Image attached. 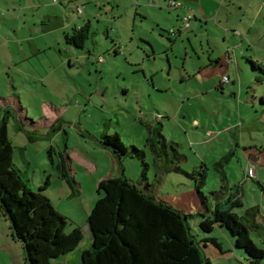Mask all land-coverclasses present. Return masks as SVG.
I'll return each mask as SVG.
<instances>
[{
  "label": "rangeland",
  "instance_id": "374dc122",
  "mask_svg": "<svg viewBox=\"0 0 264 264\" xmlns=\"http://www.w3.org/2000/svg\"><path fill=\"white\" fill-rule=\"evenodd\" d=\"M38 3V0H0V96L18 95L28 117L37 121L34 126L40 131L59 118L56 124L60 128L51 143L61 150L66 144L71 158L70 173L79 183L80 193L70 196V188L59 179L55 167L59 157L54 153V164L50 163L48 140L40 136L29 142L23 132L13 129L10 119L8 132L15 146L13 159L28 186L38 191L39 185L48 178L44 195L55 210L74 223L85 225L98 196L99 179L122 174L133 180L140 178L141 163L137 159L124 156L119 164L96 138L104 131L113 134L117 130L125 144L143 147L148 130L139 125L137 119L144 118L166 138L167 145L163 146L158 136L155 144L162 151L167 168L179 165L188 173L205 171L203 190L210 208L237 185L242 206L234 210L242 214L250 206L258 208L256 218L262 228L251 229L250 236L264 248V190L261 188L264 186V148L258 151L254 147L264 145V102L260 101V96H264V81H256L248 61L251 55L264 62V4L261 0L246 2V5L255 3L259 15L256 29L252 31L254 35H250L255 42H245L247 50L239 56L240 67L246 68L240 78L225 67L216 72L205 69L194 73L199 65L208 61L211 52L206 34L194 36L192 33L193 47L187 31L180 35L169 33L173 41L168 33L160 36L155 31L158 38H155L154 49L137 38L115 52L112 40L104 32L106 26L97 25L93 19L92 30L99 26L100 35L88 42L84 50L69 46L65 41L60 45L39 43L30 33L34 26L38 28L40 17L49 8ZM169 11L174 13L172 9ZM247 16L252 19V14ZM137 24L138 33L143 23L138 20ZM213 24L210 23L209 28L214 30L215 27L218 34L212 41L215 58L223 43L222 31ZM88 48L96 53L88 54ZM97 54L105 61H100ZM253 72L262 76L258 68ZM223 76H230L231 81L222 82L221 89L216 86ZM125 89L128 92L124 93ZM52 111L58 112L57 115ZM27 124L30 126L29 121ZM172 146L183 155H177ZM146 152L150 162L148 183L154 194L191 213L188 217L191 233L199 240L211 263L251 264L244 251L235 247L226 228L215 227L208 233L199 229V213L206 208L195 190L193 178L179 170L166 172L160 164L155 167L149 150ZM229 152L228 160H222L226 187L221 190V176L213 164ZM9 225V220L0 213V264H25L22 242L10 235ZM206 235L217 237L225 251L220 252L209 242L206 246L203 240ZM89 243L86 242L84 250ZM71 249L76 250L75 246ZM78 262L81 264L80 256Z\"/></svg>",
  "mask_w": 264,
  "mask_h": 264
},
{
  "label": "trees",
  "instance_id": "16d2710c",
  "mask_svg": "<svg viewBox=\"0 0 264 264\" xmlns=\"http://www.w3.org/2000/svg\"><path fill=\"white\" fill-rule=\"evenodd\" d=\"M66 41L77 48H84L89 38L87 26L81 27L72 35H66ZM252 68H258L264 79V65L248 59ZM264 102V97H260ZM12 119L15 131L23 132L29 142L40 136L48 140L47 156L54 164L53 154L59 157L55 163L58 177L70 188V196L79 194L72 168L70 156L64 149H59L51 143L52 136L60 125L54 122L45 127L44 131L35 128L37 121L28 117V112L22 105H7L0 108V213L10 222V235L22 242L23 259L25 264H58L56 258L68 252L81 238L79 231L66 233L64 221L52 202L45 197L44 190L49 184L48 178L39 185L38 191H33L23 178V172L14 162L15 146L12 144L8 122ZM29 121L30 126L27 124ZM146 127L148 136L143 147L137 144H125L119 131L113 134L104 131L99 139V145L112 152L121 164L124 156L137 159L141 163L140 178L133 180L125 175L104 176L97 184V199L90 210L87 223L90 230L89 247L81 253V264H212L204 254L199 240L191 233L186 213L171 205L169 202L154 194L148 183L147 161L149 150L151 161L155 167L160 164L168 170H179L191 176L195 190L206 210L199 213V229L208 233L215 227L226 228L233 237L234 245L246 254L251 264H264V248L259 247L250 236V230L262 228L256 216L258 208L250 206L238 214L234 209L242 206L241 194L237 185L220 200L215 201L212 208L207 202L203 190L206 181L204 170L185 172L179 165L166 167L162 159V151L155 144V137L167 145L165 136L158 128L139 122ZM145 147V148H144ZM255 149L264 148V145ZM24 148V147H22ZM175 153L179 154L176 147ZM168 156L167 150H165ZM231 153L214 162L213 168L221 176V187H226V173L222 160L227 161ZM178 158V157H177ZM264 190V186H261ZM207 242L215 245L220 252L225 250L215 236H203Z\"/></svg>",
  "mask_w": 264,
  "mask_h": 264
},
{
  "label": "crops",
  "instance_id": "0c3cea01",
  "mask_svg": "<svg viewBox=\"0 0 264 264\" xmlns=\"http://www.w3.org/2000/svg\"><path fill=\"white\" fill-rule=\"evenodd\" d=\"M177 1L180 5L171 7L168 5L169 0H38V6L46 5L49 11H45L43 16L40 17L39 26L38 28L34 26V29L30 33V37L36 38L39 43L45 42L51 43L52 45H60L67 42L65 38L66 35H72L81 27L87 26L89 38L86 40L84 48H77L74 46L78 50H84L88 42L91 43L92 39L100 35L99 26L104 24L106 26L104 32L106 36L112 40L115 52H120V48L122 49L124 44H132L137 38L142 42L148 43L154 49V44L158 38L155 31L159 32L160 36L168 33V38L171 41H173V38H171L169 34L171 33V29L175 30V33H171L172 35H180L182 32L187 31L188 41L193 47L194 45L191 38L192 33L194 36L206 34V40L208 45L211 46V52L207 58L208 61H204L203 64L199 65V70H196L194 73H201L205 69L216 72L225 67L228 72L234 71L240 78L241 72L246 70L245 67H240L241 62L239 57L241 54L244 55L245 50H247L244 43L247 42L249 44L255 42V39L250 35H254L252 31L256 29L255 21L259 15V8L255 10V3L246 5V2L251 3L253 0ZM261 3L264 4V0H261ZM250 8L252 10L249 11ZM169 9L174 10V13L170 12ZM185 14H190L192 18L190 19L191 23H189V26L182 29L180 28V24L182 16ZM246 14H252V19L248 16L245 17ZM246 18H249L250 22H247ZM93 19H95L97 25H99L95 30H92ZM138 20L142 22L143 25L140 26L142 31L140 30L137 33L136 27L138 26ZM210 23H214L213 25L222 31L221 43H223V46L215 58H213L215 52L212 49V41L216 40L218 34L217 31H215V27L214 30L209 28ZM167 25H169V30H166ZM241 27L245 30L241 29ZM235 30H239L240 34H236ZM204 31H206V33H204ZM67 44L73 46L68 42ZM69 46L66 48L68 52L70 51ZM60 49L61 48L58 47V50ZM253 52L255 53V50H253ZM87 53L92 54L96 52L88 48ZM97 55L99 60L100 57L103 58L102 55ZM197 57L201 59L199 54ZM248 59H252L264 65V62H259V60H256L251 55ZM100 61L104 62L105 60L103 58ZM62 63L65 64V60ZM70 63L71 59L68 60L69 66L71 65ZM251 71L252 75L257 77L255 72H253L255 69L252 68ZM227 77L228 80L225 82L229 83L231 79L230 76ZM222 82L221 80L216 87L222 89ZM126 92H128V89L124 90V93ZM0 100V108L7 105H21L20 97L15 94L9 98L0 96ZM54 113L57 115L58 112ZM137 122H145L147 125H150V120L144 118H138ZM61 217L64 221V231L66 233L79 231L81 238L75 245V251L70 249L66 252L68 253L66 261L64 260L66 253L58 256L56 261L58 264H79V256L81 257L84 245L86 242L90 241L89 225L88 223L83 226L76 224L63 214H61Z\"/></svg>",
  "mask_w": 264,
  "mask_h": 264
},
{
  "label": "built area",
  "instance_id": "2783aa9c",
  "mask_svg": "<svg viewBox=\"0 0 264 264\" xmlns=\"http://www.w3.org/2000/svg\"><path fill=\"white\" fill-rule=\"evenodd\" d=\"M168 5L171 6V7H177L180 5V3L177 1V0H169L168 2ZM192 18V16L190 14H185L182 16V19H181V24H180V28L182 29H185L189 26V23H190V19ZM171 33H175V30L174 29H171L170 30ZM235 33L236 34H240V31L239 30H235ZM103 58L100 57V60H102ZM228 80V77L227 76H224L222 78V81L225 82Z\"/></svg>",
  "mask_w": 264,
  "mask_h": 264
}]
</instances>
